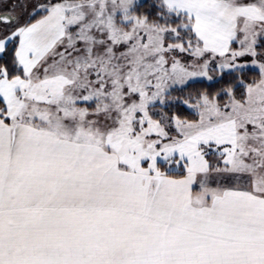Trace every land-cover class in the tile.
<instances>
[{"label": "snow or ice", "instance_id": "1", "mask_svg": "<svg viewBox=\"0 0 264 264\" xmlns=\"http://www.w3.org/2000/svg\"><path fill=\"white\" fill-rule=\"evenodd\" d=\"M0 264H264V0H0Z\"/></svg>", "mask_w": 264, "mask_h": 264}, {"label": "trees", "instance_id": "2", "mask_svg": "<svg viewBox=\"0 0 264 264\" xmlns=\"http://www.w3.org/2000/svg\"><path fill=\"white\" fill-rule=\"evenodd\" d=\"M182 114L185 115V116H189V115H190V114L187 113V112H182Z\"/></svg>", "mask_w": 264, "mask_h": 264}]
</instances>
